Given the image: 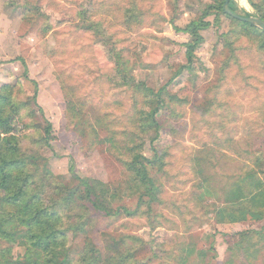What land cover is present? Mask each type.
<instances>
[{
	"label": "rangeland",
	"instance_id": "obj_1",
	"mask_svg": "<svg viewBox=\"0 0 264 264\" xmlns=\"http://www.w3.org/2000/svg\"><path fill=\"white\" fill-rule=\"evenodd\" d=\"M235 1L237 14L259 17L246 0ZM216 5V0H0V88H21L28 111L19 126L23 150L41 157L42 168L67 187L77 186L75 176L98 181L111 193L122 191L110 202L114 210L138 209L133 217L121 211V217L107 218L89 206L86 232L68 234L75 264H123L120 259L132 255L126 264H250L241 249L246 252L249 244L239 233L261 230L264 223L221 224L216 217L225 189L257 169L258 159L264 168V39L236 38L247 31L223 14L213 15L194 71L179 74L187 65L185 44L193 38L177 30ZM135 7L143 15L138 26L128 28L126 16ZM84 13L91 22H104L107 35L114 36L113 46L127 60L122 77L156 92L166 88L160 128L138 143L145 158L163 156L165 166L152 171L159 202H150L145 188L134 189L124 166L128 138L121 132L132 126L142 97L107 82L117 66L113 46L105 44L108 38L79 31ZM34 95L36 116L29 106ZM69 101L82 110L79 117H73ZM43 115L53 127L50 148L36 143L43 137ZM24 124L29 128L22 130ZM205 187L210 191L204 193ZM249 242L260 251L253 264H264V240ZM23 253V244L12 252Z\"/></svg>",
	"mask_w": 264,
	"mask_h": 264
},
{
	"label": "trees",
	"instance_id": "obj_2",
	"mask_svg": "<svg viewBox=\"0 0 264 264\" xmlns=\"http://www.w3.org/2000/svg\"><path fill=\"white\" fill-rule=\"evenodd\" d=\"M216 1L218 5L209 7L198 22H192L185 29L177 30L193 38V41L185 44L187 65L182 67L179 74H183L184 71H194L196 51L204 42L202 32L211 27L212 23L208 21V18L213 15L217 18L223 14L236 21L243 31H247L245 34H236V38L240 35L250 37L254 34L264 39L263 31L225 13L223 6L226 0ZM248 3L259 12V17L264 20V5L254 0H248ZM136 7L132 10L133 13L128 12L126 16L125 25L128 28L138 26L139 18L143 15ZM229 7L232 12L238 13L239 9L235 0L230 2ZM243 14L245 17L251 16L248 13ZM81 18L83 22L77 27L80 32L89 33L97 40L108 38L106 42L104 41L105 44L116 45L115 42L112 43L114 36L107 35L104 22L99 20L91 22V18L87 19L85 13L81 14ZM114 46L111 47V52L114 53L117 66L112 69L113 74L109 75L113 78L107 77V82L118 89L133 91L135 99L136 96L142 97L141 103L136 102V114L131 117L132 126L125 127L121 132L128 138L125 147L128 148L129 154L125 155L127 158L124 162L125 170L135 190L145 188L151 198L150 202H159L160 185H157V179L155 175H152V171L154 166L159 168L165 166L163 156L156 152L153 159L145 158L141 152L142 145L138 143L140 136L160 128L157 117L166 105V88L156 92L144 84H135L133 78L128 80L122 77L120 69L123 64L127 63V60L123 53ZM260 49H264V46H260ZM20 93L21 88L18 84H6L0 88V264H75L69 255L68 234L86 232L87 224L84 216L89 206L96 213L107 218L121 217V211L126 216L133 217L137 215L138 209L131 212L120 207L114 210L110 202L118 198L122 191L120 194L117 192V195L111 193L109 187L103 186L98 181L83 180L75 176L78 180L77 186L67 187L58 179L53 178L48 169L42 168L41 157L25 152L21 144L19 126L26 118L25 113L28 111H25L26 105L19 98ZM31 105L36 110L32 109ZM68 105L73 117H79V112L82 111L78 108L79 106L76 108L75 105H71L70 101ZM29 106L32 116H36L37 95H34ZM39 112L43 114L41 108ZM43 121V137L36 143L41 148H50L54 138L53 127L44 115ZM27 128L29 127L24 124L22 130ZM113 142L117 148L115 137L110 138V143ZM257 164V169L246 171L242 177L225 189L223 207L217 211L219 213L216 217L221 224L247 221L264 223V179H262L264 168L260 159L257 160ZM207 191L210 190L205 187L204 193ZM140 206L141 202L138 208ZM239 235L243 243L248 242L249 244L246 252L244 248L241 249L248 254V263L253 264L258 259L260 251H256L249 241L255 237L264 240V225L261 230L244 231ZM19 244H23L24 253L15 257L12 252ZM132 258L133 255L125 259L121 258L120 262L126 264L127 260Z\"/></svg>",
	"mask_w": 264,
	"mask_h": 264
},
{
	"label": "water",
	"instance_id": "obj_3",
	"mask_svg": "<svg viewBox=\"0 0 264 264\" xmlns=\"http://www.w3.org/2000/svg\"><path fill=\"white\" fill-rule=\"evenodd\" d=\"M231 1L232 0H226L225 1L224 6H223L225 13H227L228 15H230L231 17H233L236 20L250 24V25H252V26H254V27H256L259 30L264 32V20L263 19H261L258 16L257 17H253V16L244 17V16H241L237 13L232 12L230 10V7H229Z\"/></svg>",
	"mask_w": 264,
	"mask_h": 264
},
{
	"label": "crops",
	"instance_id": "obj_4",
	"mask_svg": "<svg viewBox=\"0 0 264 264\" xmlns=\"http://www.w3.org/2000/svg\"><path fill=\"white\" fill-rule=\"evenodd\" d=\"M246 3L248 4V1L246 0ZM242 6L245 7V9L247 8L246 5H244V3L242 2Z\"/></svg>",
	"mask_w": 264,
	"mask_h": 264
}]
</instances>
